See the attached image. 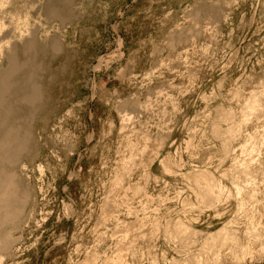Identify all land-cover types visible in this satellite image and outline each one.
I'll return each mask as SVG.
<instances>
[{
	"label": "rangeland",
	"instance_id": "374dc122",
	"mask_svg": "<svg viewBox=\"0 0 264 264\" xmlns=\"http://www.w3.org/2000/svg\"><path fill=\"white\" fill-rule=\"evenodd\" d=\"M64 1L68 2V5H72H69L68 13L62 12L60 15V21L54 20L50 17L46 22L50 37L55 36L59 38V43L63 49L60 48V53L56 51L58 53L57 55L55 54L56 52L46 55L42 60L44 61L45 69L42 77L43 80L45 79L46 85V92L44 95L46 98V106L44 111L36 116V121L32 126L35 141L34 151L29 158L24 160V164L28 168L27 172L25 171L26 176L24 175L23 178L26 179L25 186L28 185L27 187L30 189V194H32L27 209V215H29L28 220L31 221L27 223L28 225H26V227L23 226V231L20 230L14 234V238L21 239L16 240L15 242L16 248L12 251L13 259L11 260L12 257L3 261L0 259V264H84L86 259L88 262L86 261L85 264H108L106 260H110V264H193L194 262L191 258L195 256L198 258L201 257L199 259L201 263L205 257H209L208 259L210 263H208V260H204V264H264V252H262V249L259 251V248L264 246L262 245L264 244V120H262L264 119V111L263 113L261 112L258 117L254 115V118H252L253 116H250L251 120L253 119L252 122L249 120L250 123L248 121H246L248 123L244 122V115L241 116L246 109L243 106L247 107V103H249L248 99H252V97L255 98L254 95L258 94L259 91L260 96L264 95V82H262V80L264 81V0ZM229 1H231L232 8L229 6ZM228 6L231 8V11ZM200 10L201 13H203V10L206 11L201 14ZM191 13H193V15ZM195 13L200 14L197 15ZM205 15H207V17ZM192 16L193 18L195 17V20L192 19ZM196 18L198 19L196 20ZM198 20L202 22L198 23ZM61 22L63 24H61ZM61 25L64 28L61 27ZM208 26L212 27L210 28ZM183 30H186L187 34L182 32ZM191 30L192 32H190ZM57 31L59 33H57ZM182 33H184V35ZM181 34L184 37H181ZM174 35L175 37L177 36L178 39H183L178 40ZM217 35L222 37L219 36V39ZM171 37L173 39H170ZM187 37L188 39H186ZM210 38L213 43L210 41ZM186 40V43L190 40L188 45L184 43ZM174 42V45H180L178 47L177 45L174 46L172 44ZM156 46L158 49L155 48ZM172 47L173 52L172 49H167ZM167 50H170V53ZM160 51H162V53ZM153 54L154 57L152 56ZM157 56L159 58H156ZM133 64L136 66L134 67ZM153 65L156 66L154 67ZM179 67L183 69H179ZM199 69L200 71H198ZM125 73H129L127 77ZM244 77H246V79ZM188 78H190L192 82ZM170 86H172V90ZM248 88L252 89L249 90ZM51 90L54 92H51ZM216 91L220 94L218 92L216 93ZM253 91L257 93L254 92L255 94H253ZM238 93L242 94V97ZM244 93H246V95ZM50 94L52 96H50ZM235 94L236 96L238 95V97H236ZM259 95L256 96L259 97ZM159 96L162 98L160 99ZM169 96L171 98H168ZM234 96L236 97V100H232ZM202 98L205 99V101ZM263 98L264 96L260 99ZM169 99H171V101H169ZM165 100H167L168 104ZM202 100L204 102H202ZM261 101L263 106L264 99ZM169 102H172L171 105L176 104L175 106H171ZM125 103L128 104L126 105ZM136 103L139 105H135ZM149 103L152 106L149 105ZM124 105L127 106V109H125ZM121 106H123V108ZM135 106H137V108L141 106V109H137ZM130 107L133 109L136 108L135 110L137 111L134 110V112ZM176 107L178 108V111ZM204 107L207 108L209 114H207L206 108ZM220 107L223 108V110H221ZM263 108L264 107H262V110ZM123 109L127 111L132 110L133 112L130 111L128 113L132 112L131 115L134 114L136 116L135 119V116L133 115L134 122L130 121L127 123L129 128L127 125L122 124L123 119L122 116L120 117V112L121 110L123 111ZM219 110L222 112L225 111L221 114L222 112ZM227 110H229V112L234 111L232 113L235 114L234 116L236 118L234 117L235 119L233 122L235 121V123H238L239 121L241 125L243 124V126H241L243 133L240 130L241 135L237 133L239 136L237 135L234 138V140L237 138L235 140L236 142L234 140V142L232 141L234 151L230 155L224 154L222 146L224 138L221 137L226 134H223L221 137L219 136L220 138L217 139L218 136L215 137V133L213 132V134L211 132L213 131L211 127H215L216 124L219 125L220 128L222 127L220 130H224V133L227 131L226 129L231 126V122L229 124L225 119V121L223 120L222 116L220 117V115L224 116V114L228 112ZM138 111H141V113ZM240 111L243 113L241 114ZM137 112L139 114L136 115L135 113ZM245 112H249V110L247 111L246 109ZM196 117L203 121H199L200 119L198 120ZM219 118H222L221 121L223 120L224 122H215V120H220ZM201 123L205 125L203 126ZM166 126L169 127L167 128ZM126 127L128 130H126ZM124 128L125 130L123 132ZM194 128L197 131H195ZM167 129L169 130L166 131ZM198 129L200 130L199 133ZM205 129H208V132ZM191 130L192 133L190 132ZM144 132L149 133L146 135ZM193 132H195V136ZM253 133L258 134L254 135ZM167 134L169 138L167 137ZM201 135H204L205 138ZM253 135L257 137L255 140L253 139ZM166 137L169 140L168 142ZM211 137H214L217 141H215L214 138L211 139ZM145 138H149L148 141H143L147 140ZM162 138L165 139L166 142L164 140V142H162ZM188 138H191L189 141L190 143L188 142ZM192 139L194 140V143L192 142ZM250 139H253L254 143L256 141V145L253 142H250L252 141ZM137 140L138 142H136ZM130 141H132L131 143L135 144V146H131L129 143ZM160 141L162 143H160ZM147 142L148 144H144ZM159 143L160 145H158ZM247 143L249 144V147L244 146H248ZM162 144H164V146ZM161 145L162 147H159ZM187 145L194 149H191V147L188 149ZM241 146L242 148L245 147L247 149L244 154L247 158L240 156L243 152H241V150H243L242 148L239 151ZM144 147H146V149H144ZM203 147L204 149H202ZM157 148H159L160 151H157ZM255 148L257 151H253ZM131 149L132 152L130 151ZM134 149H136L138 153L140 152L139 154L137 153L140 157L142 154L143 159H141L142 157L137 159L139 156L135 153L137 151ZM142 149L147 151V154L144 152V155L146 156H143ZM151 150L153 151V156ZM235 150L238 151L235 152ZM217 151H220V154H218ZM195 152L198 154L196 155ZM247 152L251 153L253 157H249L250 154L248 156ZM254 153L258 156L259 161L254 157ZM130 154L131 157L133 155L132 158L130 157ZM147 156L153 159L148 158ZM231 156L233 158L236 157L239 164L235 165ZM248 157L250 159H248ZM135 158L137 159V162L133 163L135 165L132 164V172H130V164L131 162L136 161ZM242 158L247 159V163L249 162L248 160H250V162L252 160L251 164L249 162L247 165H251V169L255 171L251 170V174L253 173V175H251L248 182H245L243 179L245 175L242 177L239 175L244 174V168L242 169V167L246 165L244 164L246 162L243 161ZM139 159L144 161H141V164H138L140 162ZM145 159H147L149 166ZM150 159L151 162H149ZM167 159L170 160H168L169 163ZM124 160H128L127 162H129L130 167L127 166V162V164L124 163ZM253 160H255V162ZM162 161L165 164L162 163L161 165ZM253 162L254 165L252 164ZM142 163H145L144 165L147 167ZM121 164H124L127 167L125 168V166ZM166 164L171 168L170 171L166 172L164 169ZM238 165H240V167ZM241 165L243 166L241 167ZM115 167L117 169L116 171H120L119 173L115 171ZM122 167L124 170H122ZM41 168L43 169L42 173ZM218 168L219 172H217ZM238 168H240V170L242 169L241 172ZM125 170L126 172H124V175H127L126 177L123 176V171ZM195 171H207L216 178L220 183V186L223 187L224 192L227 191L225 192L226 197L229 198L232 196L227 200L223 195L224 199L222 200V203L219 204L222 205L226 202L225 205H218L219 207L214 206L216 208L212 207V209L214 208L215 210H208L210 206L207 207L208 204L206 203L207 206L205 204H203V206H206L207 208L200 206L202 205L201 202H199L200 198L197 196L199 198L197 199L195 194L196 192L198 193L200 189H197L196 184H194L193 174L196 173ZM115 173H117L116 175L118 176L115 177ZM144 173L149 174L145 175ZM190 173H192L191 175L193 176H191ZM216 173H221L222 175L228 173L225 178H230L229 181L223 179L225 175L222 176L220 174L221 176H219V174L217 175ZM119 175H121L120 177L123 176L122 178H125L126 180H130H127V182L125 179L121 180L120 178V180L123 181L122 183L118 179ZM149 177L150 180L148 179ZM238 177L239 179H242L240 181L244 183L243 186H247L246 190L242 191L240 197L237 191L234 192L237 190L234 182H240L239 179H237ZM142 178H144L145 181ZM251 178L253 179L251 180ZM147 179L149 183L146 181ZM113 181L117 182L116 184L118 185L112 184L114 183ZM230 182L233 183L230 184ZM251 182L252 184H250ZM242 183L240 182V184ZM121 184L123 186H121ZM248 184L251 185L252 189L248 187L250 186ZM112 185L116 192L113 190ZM116 186H119V188ZM241 186L242 185H240V187ZM138 187L140 188L139 193L142 191V196L141 193L137 194ZM224 187L227 188V190ZM253 187L254 192L251 193L250 191L253 190ZM120 188H122L121 193ZM125 188L128 189L126 190ZM135 188L137 189V192ZM141 188L143 190H141ZM109 189L111 190L109 191ZM247 190L249 194L247 193ZM111 191L114 194V197L112 194H109ZM130 191L136 192V194L132 192L135 196L130 193ZM228 191L231 193L230 196H228ZM245 191L246 193H243ZM237 193L238 200L235 196ZM109 195H111L113 199L115 198V201L112 197H109L108 201L107 196ZM165 195L168 201L160 199H165ZM254 195L256 198H254ZM145 196H147V198ZM119 197L124 199V201L122 199L120 200ZM110 200L113 201L110 202ZM117 200H120L121 202H118ZM151 200H153L152 203ZM239 200L241 203L237 202ZM251 200L252 202L249 203ZM245 202L247 203L244 205ZM106 203L111 206L109 209L108 206H106ZM115 203L117 206L113 205ZM257 203L261 204L258 205ZM140 204L143 206L146 205V207H142ZM241 204L243 207H240ZM247 204L250 206L248 207ZM252 204L253 206H251ZM114 206H116V208ZM130 206L132 208H130ZM104 209H107V212L106 210L104 211ZM209 209H211V207ZM109 210L111 213H109ZM257 210L259 214L256 212ZM130 211L134 215V218ZM178 212L180 213L178 214ZM181 214L183 216L186 215L183 218ZM105 215L107 217H105ZM135 215H138L139 217ZM253 215H255V218H253ZM100 216L103 217V219L100 218ZM250 216L255 222L252 221L253 219H250ZM190 218H192V220ZM136 219H138L137 222L141 223L139 224L141 227L136 222ZM178 219L179 222L181 221L190 230H193L191 231L192 234H190V237H192L191 235L194 233L192 239L195 241L190 238L189 240L187 237L189 242H187V240L186 242H191V244H193H189V247L186 245V250L185 244L181 243V239L172 235L174 233L172 226L178 222ZM148 220L150 222H148ZM170 220L172 221L171 223ZM230 220L232 223L229 226H233L231 227V231L233 233L238 231L237 235L235 233L237 236V241L235 243H238L236 245L235 243H232L229 247H225L226 249L223 245L221 246V243L218 244L221 246V249L219 246H217L218 248H214L216 250L218 249L217 251H214L215 255L213 250L204 249L203 247L206 237L211 233L215 234L219 232L224 225L226 226L231 222ZM159 221L161 222L159 223L160 226L156 225ZM100 222H102V224ZM258 222H260V224ZM133 223H137V225H133ZM236 223H238V226L235 225ZM129 224H132L134 227ZM252 224L256 225H253V230L254 228H258L256 230L258 232L256 233L258 237H260L258 238L260 240L253 238L252 241L251 236H254L255 231H253V233L248 232V230L251 231ZM127 225L128 227H131V231L129 229L130 227L127 228ZM155 225L156 227H154ZM165 225L168 229H166V231H169L170 236L165 232ZM169 225L170 227H168ZM259 225H261L262 228ZM157 226L162 228L158 230L159 227ZM248 227L250 228L248 229ZM127 230H129L130 233ZM157 230L159 234L156 236L155 234H157ZM97 233L100 234V236ZM127 233L129 236L125 235ZM149 233L154 237L152 238ZM131 234H134V238H131ZM145 235L147 236L145 237ZM195 235H197V237ZM248 235L251 237L250 239ZM139 236H142L140 238L142 241L139 240ZM242 236L244 237L242 238ZM122 237L125 241L121 239ZM136 237H138V241L135 240ZM143 238L145 240L144 242ZM130 240L134 241V244ZM259 241H262L260 246L258 245ZM129 242H131V244ZM128 243L129 245H127ZM132 244L134 246H132L133 249L131 247ZM247 244L252 246V250L254 248L255 252L253 251L251 255H248L243 259L241 258L243 257L241 246ZM255 244L256 247H254ZM237 245L239 251L237 250L238 248H235ZM123 247H125V250H129V254H127V250H123ZM93 248L95 251H93ZM232 249H234V251H232ZM235 249L237 250L238 255L241 256L240 258L243 259L241 260L242 262L233 258L235 254L237 255ZM89 250H91L90 253ZM228 251H230V253ZM122 252L126 253V257H123ZM130 252L132 254L135 253L136 255H134L137 257L135 258ZM218 252H221V257H219L221 259L218 260V258L215 260L216 253ZM253 253L256 254L254 255ZM110 257L113 258L111 259ZM117 257L119 258V261L116 260ZM91 259L93 260L91 261ZM205 261H207V263H205Z\"/></svg>",
	"mask_w": 264,
	"mask_h": 264
},
{
	"label": "bare ground",
	"instance_id": "6f19581e",
	"mask_svg": "<svg viewBox=\"0 0 264 264\" xmlns=\"http://www.w3.org/2000/svg\"><path fill=\"white\" fill-rule=\"evenodd\" d=\"M201 1V0H200ZM211 1V0H210ZM236 1V0H235ZM70 2V1H69ZM72 2H73V0H72ZM230 2V5L229 6H231L232 4H231V1H229ZM234 2V1H233ZM71 3V2H70ZM83 3V2H82ZM92 3V2H91ZM211 3V2H210ZM77 4V3H76ZM200 4V3H199ZM228 4V3H227ZM235 4V3H234ZM69 5H71V4H69ZM68 5V2H66V1H64V0H0V259H1V261H3V260H6L7 258H11V260L13 259V254H12V251H13V249H15L16 247H15V242H16V240H19V239H21V238H14V234L16 233V232H18V231H20V230H22V228H23V226H25L26 227V225H28L27 223L29 222V221H31V220H28V217H29V215H27V209H28V206H29V203H30V198H31V195L32 194H30V189L27 187L28 185H26L25 186V181H26V179H24L23 178V176L25 175L26 176V173H25V171L27 172V166L24 164V160L25 159H27V158H29L31 155H32V153H33V151H34V143H35V141H34V136H33V132H32V126H33V124L35 123V119H36V116H38V115H40L43 111H44V109H45V106H46V98L44 97V95H45V92H46V85H45V79L43 80V77H42V75L44 74V71H45V69H44V61H42L45 57H46V55H48V54H50V53H55L56 51H58V53H60L59 51H61L60 50V48H61V44L59 43V38H57V37H53V36H51L50 37V32L48 31V29H47V26H46V22H47V20L48 19H50V17L52 18V19H54V20H59L60 21V15H61V13L62 12H65V13H68V9H69V6ZM210 5V4H209ZM72 6V5H71ZM75 6V5H74ZM77 6V5H76ZM206 6V5H205ZM226 6V5H225ZM228 6V7H229ZM201 7V6H200ZM222 8V7H221ZM231 8H232V6H231ZM231 8L229 7V9H230V11H231ZM188 9V8H187ZM215 9V8H214ZM199 10V9H198ZM72 11V10H71ZM80 11V10H79ZM197 11V10H196ZM206 11V10H205ZM204 10H203V13L205 12ZM70 12V11H69ZM72 12H74V11H72ZM195 12V11H194ZM77 13V12H76ZM200 13H201V10H200ZM200 13H198V14H200ZM203 13H201V14H203ZM209 13V12H208ZM207 13V14H208ZM72 14V13H71ZM192 15H193V13H191ZM195 14H197V13H195ZM197 14V15H198ZM206 14V13H205ZM64 15V14H63ZM186 15V14H185ZM190 15V14H189ZM88 16V15H87ZM206 17H207V15H205ZM214 16V15H213ZM227 16V15H226ZM230 16V15H229ZM190 17V16H189ZM198 17H200V16H198ZM217 17V16H216ZM188 18V17H187ZM186 18V19H187ZM195 18V17H194ZM193 18V16H192V19H194ZM201 18V17H200ZM210 18V17H209ZM220 18H222V17H220ZM82 19V18H81ZM198 18H196V20H197ZM218 19V18H217ZM225 19V18H224ZM61 20H63V19H61ZM67 20V19H66ZM72 20V19H71ZM195 20V19H194ZM194 20H193V22H194ZM228 20V19H227ZM70 21V20H69ZM190 21V20H189ZM189 21H187V22H189ZM248 21V20H247ZM184 22V21H183ZM198 23H201L202 21H197ZM223 22H224V20H223ZM253 22V21H252ZM196 23V22H195ZM195 23H194V25H195ZM206 23H208V22H206ZM205 23V24H206ZM210 23V22H209ZM214 23V22H213ZM51 24V23H50ZM61 24H63L62 22H61ZM65 24V23H64ZM183 24V23H182ZM211 24H212V21H211ZM216 24V23H215ZM220 24H221V22H220ZM49 25V24H48ZM181 25V24H180ZM179 25V26H180ZM190 25V24H189ZM198 25V24H197ZM201 25V24H200ZM207 25V24H206ZM65 26V25H64ZM183 26H185V25H183ZM193 26V25H192ZM191 26V27H192ZM248 26V25H247ZM61 27H63L62 25H61ZM182 27V26H181ZM205 27V26H204ZM208 27H210V26H208ZM207 27V28H208ZM212 27V26H211ZM210 27V28H211ZM64 28V27H63ZM189 28V27H188ZM214 28V27H213ZM182 29V28H181ZM180 29V30H181ZM193 29V28H192ZM216 29H218V28H216ZM57 30V29H56ZM59 30V29H58ZM205 30H208V29H205ZM211 30V29H210ZM54 31V30H53ZM63 31V30H62ZM176 31V30H175ZM179 31V30H178ZM195 31V30H194ZM198 31V30H197ZM216 31V30H215ZM182 32H184L185 34H187L186 33V30L184 31H182ZM190 32H192V30L190 31ZM53 33V32H52ZM57 33H59L58 31H57ZM65 33H66V31H65ZM179 33V32H178ZM184 33H182L183 35H184ZM197 33V32H196ZM208 33V32H207ZM170 34V33H169ZM180 34V33H179ZM181 34V37L183 36ZM189 34V33H188ZM191 34V33H190ZM204 34V33H203ZM209 34V33H208ZM211 34V33H210ZM55 35V34H54ZM171 35V34H170ZM169 35V36H170ZM192 36V35H191ZM195 36V35H194ZM198 36V35H197ZM209 36V35H208ZM218 36V35H217ZM220 36V35H219ZM218 36V37H219ZM172 37H173V35H172ZM170 38V39H173V38ZM174 37H175V35H174ZM180 37V36H179ZM180 37V38H181ZM184 37V36H183ZM205 37V36H204ZM210 37V36H209ZM217 37V38H218ZM220 37H222V36H220ZM220 37H219V39H220ZM64 38V37H63ZM175 38H177V36L175 37ZM201 38V37H200ZM215 38V37H214ZM216 38V39H217ZM178 39V38H177ZM181 39H183V38H181ZM181 39H178V40H181ZM186 39H188V37L186 38ZM197 39V38H196ZM192 40V39H191ZM193 41V40H192ZM210 41L213 43V41L211 40V38H210ZM217 41V40H216ZM228 41V40H227ZM171 42H173V41H171ZM177 42V41H176ZM187 42V40L184 42V43H186ZM189 42H190V40H189ZM188 42V43H189ZM195 42V41H194ZM65 43V42H64ZM157 43H159V42H157ZM188 43H186V45H188ZM193 43V42H192ZM191 43V44H192ZM229 43V42H228ZM162 44V43H161ZM170 44V43H169ZM173 45L175 44V42L174 43H172ZM182 44V43H181ZM191 44H190V46H191ZM66 45V44H65ZM146 45V44H145ZM165 45V44H164ZM168 45V44H167ZM171 45V44H170ZM172 45V46H173ZM177 45V47L180 45V44H176ZM176 45H174V46H176ZM183 45V44H182ZM220 45V44H219ZM149 46V45H148ZM221 46V45H220ZM63 47V46H62ZM66 47V46H65ZM158 47H160V46H158ZM213 47V46H212ZM215 47H216V45H215ZM214 47V48H215ZM67 48V47H66ZM155 48H157V46L155 47ZM163 48V47H162ZM192 48V47H191ZM61 49H63V48H61ZM158 49V48H157ZM160 49V48H159ZM167 49H172V52H173V47L172 48H167ZM161 50V49H160ZM175 50V49H174ZM67 51V50H66ZM168 51V50H167ZM170 51V50H169ZM168 51V52H169ZM155 52V51H154ZM161 53H162V51H160ZM171 52V53H172ZM201 52V51H200ZM57 52L55 53L56 55L58 54ZM170 53V52H169ZM215 53V52H214ZM216 53H217V51H216ZM215 53V54H216ZM146 54V53H145ZM155 54V53H154ZM154 54L152 55L153 57H154ZM157 54V53H156ZM158 55V54H157ZM204 55V54H203ZM55 56V55H54ZM60 56V55H59ZM65 56V55H64ZM159 56V55H158ZM156 57V58H159V57ZM135 57V56H134ZM133 57V58H134ZM166 57V56H165ZM164 57V58H165ZM168 57V56H167ZM169 58H171V57H169ZM132 59V58H131ZM173 59V58H172ZM133 60H135V59H133ZM144 60V59H143ZM154 60H155V58H154ZM169 60V59H168ZM168 60H166V61H168ZM54 62V61H53ZM132 62V61H131ZM154 62V61H153ZM160 62H161V60H160ZM160 62H159V64H160ZM164 62V61H163ZM233 62V61H232ZM133 63V62H132ZM156 63H158V62H156ZM168 63V62H167ZM179 63V62H178ZM178 65V64H177ZM177 65H175V66H177ZM180 65V64H179ZM238 65V64H237ZM130 66V65H129ZM133 66H134V64H133ZM136 66V65H135ZM134 66V67H135ZM154 66V65H153ZM156 66V65H155ZM154 66V67H155ZM174 67V66H173ZM128 68V67H127ZM157 68V67H156ZM176 68V67H175ZM181 67H179V69H180ZM47 69H49V68H47ZM128 69H130V68H128ZM133 69H135V68H133ZM181 69H183V68H181ZM56 70V69H55ZM175 70V69H174ZM48 71V70H47ZM129 71V70H128ZM134 71V70H133ZM132 71V72H133ZM198 71H200V69L198 70ZM126 72V71H125ZM197 72V71H196ZM201 73V72H200ZM126 74V73H125ZM129 74V73H128ZM128 74H126V77H127V75ZM130 74H131V72H130ZM193 74H194V72H193ZM198 74H199V72H198ZM60 75V74H59ZM195 75H196V73H195ZM46 76V75H45ZM190 76H191V73H190ZM194 76V75H193ZM199 76H200V74H199ZM54 77V76H53ZM245 79H246V77H244ZM263 78V77H262ZM51 79V78H50ZM190 81H191V79L190 78H188ZM244 79V80H245ZM256 79V78H255ZM189 80H187V81H189ZM193 80V79H192ZM250 80V79H249ZM249 80H247V81H249ZM51 81V80H50ZM242 81V80H241ZM183 82V81H182ZM192 82V81H191ZM259 82V81H258ZM262 82H264L263 80H262ZM261 82V83H262ZM47 83H49V82H47ZM185 83V82H184ZM190 83V82H189ZM222 83H224V82H222ZM238 83V82H237ZM49 84H51V83H49ZM183 84V83H182ZM251 84V83H250ZM256 84V83H255ZM259 84V83H258ZM263 84V83H262ZM56 85V84H55ZM221 85H223V84H221ZM254 85V84H253ZM264 85V84H263ZM52 86H53V84H52ZM163 86V85H162ZM188 86V85H187ZM218 86H220V85H218ZM238 86V85H237ZM250 86H252V85H250ZM258 86V85H257ZM50 87V86H49ZM48 87V88H49ZM151 87H153V86H151ZM151 87H149V88H151ZM168 87V86H167ZM171 87V90H172V86H170ZM193 87V86H192ZM234 87V86H233ZM240 87H242V86H240ZM244 87V86H243ZM254 87V86H253ZM259 87V86H258ZM257 87V88H258ZM264 87V86H263ZM148 88V89H149ZM163 88V87H162ZM173 88H174V86H173ZM196 88H197V86H196ZM221 88V87H220ZM255 88V87H254ZM260 88H262V87H260ZM259 88V89H260ZM54 89V88H53ZM161 89V88H160ZM222 89V88H221ZM238 89H239V87H238ZM246 89V88H245ZM249 89V88H248ZM250 89H252V88H250ZM249 89V90H250ZM263 89V88H262ZM48 90V89H47ZM50 90V89H49ZM150 90V89H149ZM229 90V89H228ZM227 90V91H228ZM233 90V89H232ZM243 90V89H242ZM249 90H248V92H249ZM226 91V92H227ZM230 91V90H229ZM229 91H228V93H229ZM244 91V90H243ZM246 91V90H245ZM51 92H54V91H52L51 90ZM143 92V91H142ZM218 91H216V93H217ZM219 92H220V90H219ZM218 92V93H219ZM225 92V93H226ZM255 91H253V94H255V93H257V92H255ZM168 93V92H167ZM167 93H166V95H167ZM187 93V92H186ZM188 93H190V92H188ZM212 93H214V92H212ZM221 93V92H220ZM219 93V94H220ZM236 93V92H235ZM243 93V92H242ZM252 93V92H251ZM251 93H249V94H251ZM259 93H260V91L258 92V94H256V95H259ZM151 94V93H150ZM162 94V93H161ZM241 97H242V94H240V93H238ZM245 95H246V93H244ZM248 94V93H247ZM49 95V94H48ZM154 95V94H153ZM212 95V94H211ZM210 95V96H211ZM229 95H230V93H229ZM232 95H234V94H232ZM256 95H254L255 96V98L254 97H252V99H248L249 100V103H247L248 105H247V107L246 106H243V107H245L246 109H247V111L249 110V112H245L246 111V109H245V111H244V114H242L243 112H241L240 111V113L242 114H239V115H241V116H243V121L244 122H246V121H248L249 123H250V121L249 120H251V117L252 118H254V115L255 116H259V114L262 112L263 113V111H264V108H263V110H262V107H264V105L262 106V101L261 100H263V99H260L262 96H264V95H262V96H260L259 95V97L258 96H256ZM50 96H52L51 94H50ZM134 96V95H133ZM149 96V95H148ZM147 96V97H148ZM162 96V95H161ZM163 96H165V95H163ZM204 96V95H203ZM220 96V95H219ZM235 96H236V94H235ZM234 96V98L232 99V100H236V97H238V95L235 97ZM240 96H239V99H240ZM253 96V95H252ZM131 97V96H130ZM141 97V96H140ZM156 97V96H155ZM160 97V96H159ZM216 97V96H215ZM48 98H50V97H48ZM158 98V97H157ZM162 97H160V99H161ZM167 98V97H166ZM168 98H171L170 96L168 97ZM204 98H205V96H204ZM207 98V97H206ZM218 98V97H217ZM220 98V97H219ZM245 98V97H244ZM243 98V99H244ZM250 98H251V95H250ZM254 98V99H253ZM149 99V98H148ZM203 99V98H202ZM222 99V98H221ZM147 100V99H146ZM168 100V99H167ZM167 100H165L166 101V103H167ZM200 100V99H199ZM204 101H205V99H203ZM202 100V102H204ZM208 100V99H207ZM252 100H253V102H252ZM135 101V100H134ZM140 101V100H139ZM144 101H145V99H144ZM169 101H171V99H169ZM223 101V100H222ZM239 101V100H238ZM237 101V102H238ZM251 101V102H250ZM137 102H138V100H137ZM174 102V101H173ZM211 102V101H210ZM218 102V101H217ZM227 102V101H226ZM230 102H232V101H230ZM241 102V101H240ZM244 102V101H243ZM246 102V101H245ZM49 103V102H48ZM122 103V102H121ZM144 103V102H143ZM152 103V102H151ZM165 103V102H164ZM170 103V102H169ZM172 103V102H171ZM171 103H170V105H171ZM179 103V102H178ZM233 103V102H232ZM239 103V102H238ZM126 104V103H125ZM128 104V103H127ZM126 104V105H127ZM132 104V103H131ZM130 104V105H131ZM153 104V103H152ZM168 104V103H167ZM176 104V103H175ZM175 104H172V105H174L175 106ZM205 104H206V102H205ZM216 104V103H215ZM263 104H264V102H263ZM79 105V104H78ZM135 105H139L138 103H136ZM144 105H145V103H144ZM149 105H151L150 103H149ZM171 105V106H172ZM178 105V104H177ZM137 106H135L136 108H137ZM148 106V105H147ZM152 106V105H151ZM150 106V107H151ZM206 106V105H205ZM74 107V106H73ZM122 108H123V106H121ZM124 107H125V109H127L126 107L127 106H125L124 105ZM129 107V106H128ZM146 107V106H145ZM232 107V106H231ZM233 107H235V106H233ZM121 108V109H122ZM130 108H132V107H130ZM133 108H134V105H133ZM132 108V109H133ZM135 108V109H136ZM141 109V106L140 107H138L137 109ZM144 108V107H143ZM153 108V107H152ZM151 108V109H152ZM173 108V107H172ZM177 108V107H176ZM181 108V107H180ZM204 108H206V107H204ZM218 108V107H217ZM221 108V107H220ZM240 108V107H239ZM135 109H133V111L135 110ZM145 109V108H144ZM243 109V108H242ZM129 110V109H128ZM181 110V109H180ZM179 110V111H180ZM202 110V109H201ZM205 110V109H204ZM203 110V111H204ZM221 110H223V108H221ZM221 110H219L220 112H222ZM240 110V109H239ZM130 111H132V110H130ZM130 111H127V110H124L123 109V111L121 110V112H120V117L122 116V124H124V125H127V123L128 122H134L133 121V115H131V113L133 112H131V113H128V112H130ZM135 111H137V110H135ZM134 111V112H135ZM142 111V110H141ZM141 111H138L139 113H141ZM145 111V110H144ZM173 111H175V110H173ZM177 111H178V108H177ZM206 111H207V108H206ZM217 111V110H216ZM218 111V112H219ZM225 111V110H224ZM223 111V112H224ZM228 112H226V114H224V116L223 115H220V117L222 116L223 117V120L225 119L227 122H229V124H230V122H231V126L228 128V129H226L227 131L224 133L223 131L224 130H220L221 128H220V126L219 125H215V127H211V125H210V127L212 128V130L213 131H211L214 135H215V137H217V139H219L223 134H226L225 136L223 135L221 138H224V140H223V144H222V146H223V151H224V154L225 155H230L233 151H234V148H233V145H232V141L234 140V138L239 134V135H241V132H242V128H241V126H243V124L241 125L240 124V122L238 121V123H235V121L233 122V120L236 118L234 115L235 114H233L232 112H234V111H230L229 112V110H227ZM237 111V110H236ZM135 113L136 115L137 114H139V113ZM170 112V111H169ZM205 112V111H204ZM203 112V113H204ZM223 112L221 113V114H223ZM143 113V112H142ZM171 113V112H170ZM175 113V112H174ZM237 113V112H236ZM176 114V113H175ZM206 114V113H205ZM207 114H209L208 113V111H207ZM216 114V113H215ZM218 114V113H217ZM143 115V114H142ZM151 115V114H150ZM174 115V114H173ZM212 115V114H211ZM135 116V115H134ZM170 116H171V114H170ZM200 116H201V114H200ZM199 116V117H200ZM203 116V115H202ZM251 116V117H250ZM260 116H263V115H260ZM41 117V116H40ZM138 117V116H137ZM140 117V116H139ZM142 117V116H141ZM206 117H207V115H206ZM205 117V118H206ZM235 117V118H234ZM244 117H245V119H244ZM64 118V117H63ZM209 118V117H208ZM215 118H216V116H215ZM250 118V119H249ZM260 118V117H259ZM264 118V117H263ZM135 119H136V116H135ZM134 119V120H135ZM196 119H198L197 117H196ZM200 119V118H199ZM198 119V120H199ZM218 119V118H217ZM220 119V118H219ZM222 119V118H221ZM221 119L220 120H215V122H217V121H220V122H224L223 120L221 121ZM202 119H200L199 121H201ZM237 120V119H236ZM253 120V119H252ZM252 120H251V122H252ZM260 120V119H259ZM262 120H264V119H262ZM203 121V120H202ZM204 122H206V121H204ZM237 122V121H236ZM242 122V121H241ZM248 122H246V123H248ZM263 122V121H262ZM194 123V122H193ZM210 123V122H209ZM236 125H235V124ZM261 123V122H260ZM59 124V123H58ZM121 124V125H122ZM202 125H203V123H201ZM212 124V123H211ZM214 124V123H213ZM220 124V123H219ZM222 124H224V123H222ZM113 125V124H112ZM111 125V126H112ZM131 125H132V123H131ZM205 125V124H204ZM203 125V126H204ZM207 125V124H206ZM144 126V125H143ZM202 126V127H203ZM213 126V125H212ZM227 126H228V124H227ZM114 127V126H113ZM112 127V128H113ZM127 127L129 128V125H127ZM126 127V130H128V128ZM141 127V126H140ZM167 128L169 127V126H166ZM198 127V126H197ZM207 127V126H206ZM205 127V128H206ZM209 127V128H210ZM241 129H240V128ZM248 127V126H247ZM123 128V127H122ZM143 128V127H142ZM246 128V127H245ZM244 128V129H245ZM124 130H125V128L123 129V132H124ZM159 130H161V129H159ZM169 129H167L166 131H168ZM188 130H189V128H188ZM194 130H195V128H194ZM193 130V131H194ZM199 130V129H198ZM202 130V129H201ZM206 130V129H205ZM208 130V129H207ZM206 130V131H207ZM240 130H241V132H240ZM122 131V130H121ZM143 131V130H142ZM148 131V130H147ZM146 131V132H147ZM171 131V130H170ZM195 131H197V130H195ZM210 131V130H209ZM157 132V131H156ZM163 132V131H162ZM189 132V131H188ZM191 133H192V130L190 131ZM200 132V130L198 131V133ZM208 132V131H207ZM206 132V133H207ZM240 132V133H239ZM248 132V131H247ZM35 133V132H34ZM122 133V132H121ZM143 133V132H142ZM145 133V132H144ZM149 133V132H148ZM148 133H145L146 135H148ZM159 133V132H158ZM168 133H170V132H168ZM203 133H205V132H203ZM238 133V134H237ZM243 133V132H242ZM245 133V132H244ZM255 133V132H254ZM253 133V134H254ZM126 134V133H125ZM139 134V133H138ZM141 134V133H140ZM152 134H153V132H152ZM170 134H172V133H170ZM189 134V133H188ZM193 134H194V136H195V132H193ZM212 134V135H213ZM256 134H258V133H256ZM256 134H254V135H256ZM134 135V134H133ZM141 135H144V134H141ZM190 135V134H189ZM188 135V136H189ZM200 135V134H199ZM238 135V136H239ZM248 135H249V133H248ZM253 135V136H254ZM140 136V135H139ZM145 136V135H144ZM157 136V135H156ZM171 136V135H170ZM202 136V135H201ZM200 136V137H201ZM209 136V135H208ZM220 136V137H219ZM247 136V135H246ZM252 136V135H251ZM251 136H249V137H251ZM127 137V136H126ZM147 137V136H146ZM159 137V136H158ZM161 137H163V136H161ZM167 137L169 138V136H168V134H167ZM166 137V139H167V142L169 141L168 140V138ZM190 137V136H189ZM191 137H192V135H191ZM199 137V138H200ZM202 137H204V135L202 136ZM248 137V138H249ZM139 138V137H138ZM150 138V137H149ZM148 138V139H149ZM155 138V137H154ZM194 138V137H193ZM205 138V137H204ZM207 138V137H206ZM210 138V137H209ZM214 138V137H213ZM212 137H211V139H213ZM244 138H245V136H244ZM255 138H257V137H253V139L255 140ZM127 139V138H126ZM131 139V138H130ZM145 139H147V138H145ZM148 139L147 140H143V141H148ZM156 139H157V137H156ZM160 139V138H159ZM189 139V138H188ZM191 139V138H190ZM190 139L188 140V142L190 141ZM203 139V138H202ZM237 139V138H236ZM235 139V140H236ZM240 139V138H239ZM253 139H250V140H252V141H250V142H253L254 143V141H253ZM39 140V139H38ZM140 140V139H139ZM153 140V139H152ZM166 142V140L165 139H163L162 138V142H164V141ZM206 140V139H205ZM204 140V141H205ZM214 140H215V138H214ZM234 140V141H235ZM249 140V139H248ZM46 141V140H45ZM141 141V140H140ZM139 141V142H140ZM150 141H151V139H150ZM150 141H149V143H150ZM154 141V140H153ZM160 141V143H162ZM203 141V140H202ZM215 141H217V140H215ZM233 141V142H234ZM239 141V140H238ZM260 141H262V140H260ZM132 141H130L129 143H130V145L131 146H135V144H132L131 143ZM136 142H138V140L136 141ZM152 142V141H151ZM187 142V143H188ZM192 142L194 143V140L192 139ZM197 142H198V140H197ZM236 142V141H235ZM244 142V141H243ZM118 143V142H117ZM153 143H156V142H153ZM160 143L158 144V145H160ZM172 143V142H171ZM190 143V142H189ZM200 143V142H199ZM210 143V142H209ZM242 143V142H241ZM255 143H256V141H255ZM254 143V144H255ZM257 143H259V142H257ZM51 144V143H50ZM137 144V143H136ZM144 144H148V142L147 143H144ZM170 144V143H169ZM213 144V143H212ZM246 144V143H245ZM248 144V143H247ZM252 144V143H251ZM250 144V145H251ZM254 144H253V146H254ZM263 144V143H262ZM40 145V144H39ZM158 145H157V147H158ZM163 146H164V144H162ZM162 145L161 146H159V147H162ZM220 145V144H219ZM256 145V144H255ZM68 146V145H67ZM138 146V145H137ZM140 146V145H139ZM149 146H151V145H149ZM193 146V145H192ZM207 146H209V145H207ZM211 146V145H210ZM244 146H246V147H249V144H248V146L247 145H244ZM252 146V147H253ZM126 147V146H125ZM147 147V146H146ZM146 147H144V149H146ZM153 147H154V149H155V146H154V144H153ZM152 147V148H153ZM187 147H188V145H187ZM189 147H191V146H189ZM189 147H188V149H189ZM199 147V146H198ZM198 147H195V148H198ZM206 147V146H205ZM237 147V146H236ZM70 148V147H69ZM122 148V147H121ZM131 148V147H130ZM130 148H128V149H130ZM136 148V147H135ZM140 148V147H139ZM143 148V147H142ZM164 148V147H163ZM211 148V147H210ZM221 148V147H220ZM241 148H242V146L240 147V149H239V151L241 150ZM254 148V147H253ZM252 148V149H253ZM258 148V147H257ZM125 149V148H124ZM133 149V148H132ZM132 149L130 150L131 152H132ZM138 149V148H137ZM161 149V148H160ZM167 149V148H166ZM191 149H194V148H192L191 147ZM202 149H204V147L202 148ZM201 149V150H202ZM209 149V148H208ZM207 149V150H208ZM243 150H241V155L240 156H244V154L246 153L245 151L247 150L245 147L244 148H242ZM249 149V148H248ZM251 149V150H252ZM256 149V148H255ZM253 150V151H257V149L256 150ZM263 149V148H262ZM134 150H136V149H134ZM143 150V149H142ZM141 150V151H142ZM148 150V149H147ZM161 150H163V149H161ZM199 150V149H198ZM197 150V151H198ZM259 150V149H258ZM137 151V150H136ZM149 151V150H148ZM155 151H156V149H155ZM154 151V152H155ZM157 151H160L159 150V148H157ZM222 151V150H221ZM238 150H235V152H237ZM124 152V151H123ZM134 152V151H133ZM143 152V156H146V155H144V152L146 153L147 151L145 150H143L142 151ZM202 152V151H201ZM218 152V151H217ZM220 152V151H219ZM218 152V154H220ZM252 152V151H251ZM124 153H126V152H124ZM136 154L138 153V151L137 152H135ZM140 153V152H139ZM138 153V154H139ZM153 153V151L151 150V154ZM191 153H193V152H191ZM198 153H199V151H198ZM197 153V154H198ZM223 153V152H222ZM239 153V152H238ZM248 153V152H247ZM121 154V153H120ZM137 154V155H138ZM147 154V153H146ZM150 154V153H149ZM156 154H158V153H156ZM195 154H196V152H195ZM196 154V155H197ZM249 154H250V156H249ZM252 154H253V152H252ZM252 154L251 153H248V156L249 157H253L252 156ZM193 155V154H192ZM216 155V154H215ZM239 155V154H238ZM254 157L255 158H257V160H258V156L256 155V153H254ZM123 156H124V154H123ZM123 156H122V158H123ZM139 156V155H138ZM150 156V155H149ZM149 156H147L148 158H151V157H149ZM152 156H153V154H152ZM154 156H155V154H154ZM220 156V155H219ZM257 156V157H256ZM126 157V156H125ZM130 157H131V154H130ZM132 157H133V155H132ZM131 157V158H132ZM135 157H136V155H135ZM141 157H142V154H141ZM140 156L139 157H137V159L138 158H141ZM147 157H145V158H147ZM218 157V156H217ZM232 157V156H231ZM238 157V156H237ZM246 156H244V158H245ZM248 157V159H250ZM130 158V159H131ZM155 158H156V156H155ZM154 158V159H155ZM233 158V157H232ZM239 158V157H238ZM244 158H242L243 159V161H247V159H244ZM247 158V157H246ZM254 158V159H255ZM136 159V158H135ZM134 159V160H135ZM137 159H136V161H133V162H131V170H130V172H132V164L134 163V162H137ZM141 159H143V157L141 158ZM151 159H153V158H151ZM151 159H150V161L149 162H151ZM241 159V160H242ZM251 159H253V158H251ZM120 160V159H119ZM126 160V159H125ZM124 160V163H126L127 161H125ZM140 160V159H139ZM149 160V159H148ZM169 159H167V161H168ZM232 160V159H231ZM230 160V161H231ZM239 160V159H238ZM256 160V161H257ZM60 161V160H59ZM120 161H122V160H120ZM131 161V160H130ZM141 161L142 160H140V162L138 163V164H141ZM144 161V160H143ZM142 161V162H143ZM145 161L147 162V159H145ZM170 161V160H169ZM169 161H168V163H169ZM233 162H235V165L236 164H239L238 162H237V159H236V157L235 158H233V160H232ZM249 162H250V160H248ZM254 162H255V160H253ZM259 161V160H258ZM123 162V161H122ZM240 162V161H239ZM249 162L247 163H244V164H246V165H241V167H242V169H243V172H244V174H239V175H241V177L242 176H244L245 175V177L243 178L244 180H245V182H248L249 181V178L251 177V175H253V173L251 174V170H253V169H251L252 168V166L251 165H247V164H249ZM251 162H252V160H251ZM251 162H250V164H251ZM254 162L252 163L253 165H254ZM120 163V162H119ZM128 163V165L127 166H129L130 167V165H129V162H127ZM126 163V164H127ZM162 163H164L163 161L161 162V165H162ZM232 163V162H231ZM143 164V163H142ZM145 164V163H144ZM143 164V165H144ZM165 164V163H164ZM230 164V163H229ZM121 165H123V166H125L124 164H121ZM133 165H135V164H133ZM147 165H148V162H147ZM160 165V166H161ZM171 165V164H170ZM118 166V165H117ZM127 166H125V168L127 167ZM140 166V165H139ZM145 166V165H144ZM143 166V167H144ZM149 166V165H148ZM239 167H240V165H238ZM104 167V166H103ZM129 167H128V170H129ZM145 167H147V166H145ZM144 167V168H145ZM163 167V166H162ZM254 167V166H253ZM43 168V167H42ZM41 168V173L43 172V169ZM142 168V167H141ZM144 168H143V170H144ZM164 168V167H163ZM217 168V167H216ZM256 168V167H255ZM119 169H121V168H119ZM140 169V168H139ZM148 169V168H147ZM165 170H166V172L167 171H170L171 170V168L169 167V165L168 164H166V166H165V168H164ZM200 169V168H199ZM222 169H224V168H222ZM229 169H230V167H229ZM239 170H240V168H238ZM241 169V170H242ZM117 169H116V167H115V171H116ZM122 170H124L123 169V167H122ZM121 170V171H122ZM127 170V169H126ZM126 170L125 171H123V176H125L124 175V172H126ZM127 170V171H128ZM134 170V169H133ZM142 170V171H143ZM218 170V171H217ZM216 171L217 172H219V168L217 169ZM227 170V169H226ZM241 170H240V172H241ZM39 171V170H38ZM114 171V172H115ZM141 171V172H142ZM145 171V170H144ZM143 171V172H144ZM229 171V170H228ZM232 171V170H231ZM236 171V170H235ZM254 171V170H253ZM116 172H118V171H116ZM120 172V171H119ZM118 172V173H119ZM129 172V171H128ZM129 172V173H130ZM150 172V171H149ZM196 172V171H195ZM237 172H239V171H237ZM236 172V173H237ZM242 172V173H243ZM255 172V171H254ZM146 173V172H145ZM144 173V174H145ZM229 173V172H228ZM227 173V174H228ZM232 173V172H231ZM117 173H115V177L116 176H118V175H116ZM122 174V173H121ZM126 174V173H125ZM142 174V173H141ZM147 174H149V173H147ZM147 174H145V175H147ZM192 173H190V175H191ZM217 174V173H216ZM215 174V175H216ZM219 174V176H221L222 174L221 173H218ZM217 174V175H218ZM221 174V175H220ZM227 174H223L222 176H224V180H228L229 181V179H228V177H227V179L225 178L226 177V175ZM238 174V173H237ZM143 175V174H142ZM189 175V176H190ZM194 175V176H193ZM193 175H191V176H193L194 177V184H196V188L198 189V188H200L199 189V191H198V193L196 192L195 194H196V197L197 196H199V198H200V200H199V202H201V204L202 205H200V206H203V204H208V206L207 207H211V209H209L208 208V210H215L214 208H216V207H214V206H218V205H220L219 203H222V200L224 199L223 198V195L226 197V195H225V192H227V191H225L224 192V190H223V187H221L220 186V183L216 180V178L214 177V176H212L211 174H209L207 171L206 172H203V171H198V172H196V173H194ZM231 175V174H230ZM121 175H119V180H120V178H121V180H123V179H125V178H122V177H120ZM127 176V175H126ZM125 176V177H126ZM130 176H131V174H130ZM148 176H150V175H148ZM153 176V175H152ZM234 176H235V172H234ZM255 176V175H254ZM253 176V177H254ZM114 177V178H115ZM128 177H129V175H128ZM144 177V176H143ZM218 177V176H217ZM232 177H233V174H232ZM113 178V179H114ZM116 178V179H117ZM130 178V177H129ZM146 178H147V176H146ZM192 178V177H191ZM221 178V179H222ZM236 178V177H235ZM246 178V179H245ZM112 179V180H113ZM142 179H144V178H142ZM149 180H150V177L148 178ZM148 179L146 180V181H148ZM155 179V178H154ZM237 179H239V177L237 178ZM253 178H251V180H252ZM120 180V182H122L123 183V181H121ZM126 180V179H125ZM125 180H124V182H125ZM128 181L130 180V179H127ZM126 180V181H127ZM157 180V179H156ZM232 180V179H231ZM240 180H242V179H239V181ZM247 180V181H246ZM116 181V180H115ZM115 181H113L114 183H112V184H114V185H118V184H116L117 182H115ZM127 181V182H128ZM144 181H145V179H144ZM153 181H155V180H153ZM236 181V180H235ZM120 182L118 181V183L120 184ZM143 182V181H142ZM158 182V181H157ZM221 182V181H220ZM241 183H242V181H240ZM240 182H234V184L236 185V189L237 190H235L234 192H238L239 193V197L241 196V194H242V191H244V190H246V187H244L243 185H244V183H242V184H240ZM130 183V182H129ZM137 183H139V182H137ZM148 183H149V181H148ZM233 182H230V184H232ZM237 183H239L240 185H242L241 187H240V185L239 184H237ZM254 183V182H253ZM131 184V183H130ZM130 184H128V185H130ZM133 184V183H132ZM140 184V183H139ZM138 184V185H139ZM145 184V183H144ZM193 184V185H194ZM233 184V185H234ZM250 184H252V182L250 183ZM250 184H248V185H250ZM256 184V183H255ZM124 185H125V183H124ZM224 185V184H223ZM232 185V186H233ZM245 185H247V184H245ZM120 186V185H119ZM119 186H116V187H118L119 188ZM121 186H123L122 184H121ZM133 186V185H132ZM131 186V187H132ZM134 186H135V184H134ZM112 187H113V190H114V186L112 185ZM130 187V186H129ZM136 187V186H135ZM248 187H250L251 188V185L250 186H248ZM110 188V187H109ZM118 188H116V189H118ZM139 188V187H138ZM165 188H166V186H165ZM225 188V187H224ZM235 188V187H234ZM245 188V189H244ZM120 189H121V191H120ZM119 189V191H120V193L122 192V188H120ZM126 189V188H125ZM128 189V188H127ZM126 189V190H127ZM226 190H227V188H225ZM248 189V188H247ZM252 189V188H251ZM259 189V188H258ZM111 189H109V191H110ZM112 190V191H113ZM125 190V191H126ZM129 190H130V188H129ZM128 190V191H129ZM132 190H134V189H132ZM135 190H136V192H137V189L135 188ZM139 190H140V188L138 189V193L137 194H140L142 191H140V193H139ZM141 190H143L142 188H141ZM257 190V189H256ZM255 190V191H256ZM112 191H111V193H109V194H112V196L114 197V194L112 193ZM115 191V190H114ZM128 191H127V193H128ZM40 192V191H39ZM106 192V191H105ZM116 192V191H115ZM118 192V191H117ZM132 192H134V191H132ZM131 191H130V193H132ZM136 192H134L135 194H136ZM229 192V195L228 196H230L231 195V193H230V191H228ZM251 193L252 192H254V187H253V190L252 191H250ZM259 192V191H258ZM126 193V192H125ZM145 193H146V190H145ZM238 193L235 195L236 196V198H237V200L239 199L238 198ZM243 193H246V191L245 192H243ZM247 193H248V190H247ZM257 193V192H256ZM256 193H255V195H256ZM116 194V193H115ZM119 194V193H118ZM133 194V193H132ZM135 194H133L134 196H135ZM235 194V193H234ZM249 194V193H248ZM117 195V194H116ZM126 195V194H125ZM244 195V194H243ZM250 195H252V194H250ZM254 195V196H255ZM111 195H109V196H107L108 198V201H109V197H112ZM127 196V195H126ZM134 196H133V198H134ZM138 196V195H137ZM136 196V197H137ZM141 196H142V193H141ZM257 196V195H256ZM256 196L254 197V198H256ZM113 197H112V199H113ZM128 197V196H127ZM126 197V198H127ZM144 197V196H143ZM146 198H147V196H145ZM151 197V196H150ZM162 197V196H161ZM167 197H168V195H167ZM230 197H232V196H230ZM229 197V198H230ZM245 197V196H244ZM251 197V196H250ZM117 198V197H116ZM120 198V200L122 199L121 197H119ZM118 198V199H119ZM169 198V197H168ZM198 197H197V199H199ZM227 198V200H229V198L228 197H226ZM249 198V197H248ZM115 199V198H114ZM113 199V200H114ZM135 199V198H134ZM161 200H167L168 201V199H166V195H165V199H162V198H160ZM250 199V198H249ZM248 199V200H249ZM105 200V199H104ZM112 200V201H113ZM118 201V202H121V201ZM123 201H124V199H122ZM129 200V199H128ZM226 200V199H225ZM241 200V199H240ZM240 200L239 201H237V202H240ZM243 200V199H242ZM107 201V200H106ZM105 201V202H106ZM107 201V202H108ZM111 200H110V202H112ZM115 201V200H114ZM117 201H116V203H117ZM127 201V200H126ZM132 201V200H131ZM254 201V200H253ZM258 201V200H257ZM144 202V201H143ZM146 202H147V200H146ZM148 202H150V201H148ZM153 202V200H151V203ZM162 202V201H161ZM166 202V201H165ZM229 202V201H228ZM244 202V201H243ZM248 202V201H247ZM247 202H245L244 203V205L247 203ZM252 202V200L249 202V203H251ZM256 202V201H255ZM263 202V201H262ZM109 203V202H108ZM114 203V202H113ZM116 203L115 204H113V205H116ZM150 203V204H151ZM225 203L226 202H224L222 205H225ZM241 203V202H240ZM254 203V202H253ZM35 204V203H34ZM107 204V203H106ZM105 204V205H106ZM120 204H122V203H120ZM124 204V203H123ZM144 204H146V203H144ZM148 204V203H147ZM167 204V203H166ZM165 204V205H166ZM258 204V203H257ZM261 203H259L258 205H260ZM263 204V203H262ZM104 205V206H105ZM111 205V204H110ZM130 205H131V203H130ZM222 205H220V206H222ZM248 205V204H247ZM106 206H108V209L111 207V206H109L108 204L106 205ZM117 206V205H116ZM116 206H114L115 208H116ZM119 206V205H118ZM132 206V205H131ZM130 206V208H132ZM140 206H142V207H146V205H142V204H140ZM206 206H203L204 208H207ZM250 205H248V207H249ZM251 206H253V204L251 205ZM113 207V208H114ZM141 207V208H142ZM212 207H214L213 209H212ZM219 207V206H218ZM240 207H243V205L241 204L240 205ZM240 207H239V209H240ZM255 207V206H254ZM261 207V206H260ZM67 208L69 209V207L67 206ZM105 208V207H104ZM107 208V207H106ZM262 208V207H261ZM112 209V208H111ZM200 209H201V207H200ZM246 209V208H245ZM252 209V208H251ZM70 210H71V208H70ZM103 210V209H102ZM106 210V212H107V209H104V211ZM128 210H129V208H128ZM148 210V209H147ZM249 210V209H248ZM254 210H255V208H254ZM44 211V210H43ZM72 211V210H71ZM135 211H136V209H135ZM141 211V210H140ZM139 211V212H140ZM143 211L145 212V210L143 209ZM199 211H201V210H199ZM257 213H258V210L256 211ZM103 213V212H102ZM101 213V214H102ZM109 213H111L110 212V210H109ZM130 213H131V211H130ZM180 212H178V214H179ZM245 213V212H244ZM251 213H253V212H251ZM132 214V213H131ZM135 214V213H134ZM144 214V213H143ZM184 214V213H183ZM229 214V213H228ZM259 214V213H258ZM72 215V214H71ZM74 215V214H73ZM133 215V214H132ZM139 215V214H138ZM138 215H135V216H138ZM147 215V214H146ZM177 215V214H176ZM176 215H175V217H176ZM182 215V214H181ZM186 215V214H185ZM184 215V216H185ZM231 215H233V214H231ZM246 215V214H245ZM31 216V215H30ZM102 216V215H101ZM100 216V218H102L103 219V217H101ZM148 216H150V215H148ZM183 216V215H182ZM184 216H183V218H184ZM227 216V215H226ZM252 216V215H251ZM251 216H250V219H251ZM261 216V215H260ZM68 217H69V215H68ZM105 217H107L106 215H105ZM139 217V216H138ZM92 218V217H91ZM133 218H134V215H133ZM146 218V217H145ZM253 218H255V215H253ZM252 218V219H253ZM258 218H259V216H258ZM257 218V219H258ZM33 219V218H32ZM69 219V218H68ZM141 219V218H140ZM140 219H139V221H140ZM143 219V218H142ZM155 219V218H154ZM153 219V220H154ZM185 219H188V218H185ZM191 220H192V218H190ZM249 219V220H250ZM251 219V220H252ZM35 220V219H34ZM92 220V219H91ZM248 220V221H249ZM104 221V220H103ZM138 221V219H136V222ZM150 221H151V217H150ZM149 220H148V222H150ZM178 221V222H177ZM175 223L176 224H174L173 226H172V230H173V236H176V237H178L179 239H181V243H183V244H185V250H186V245L189 247L190 245H192L191 244V242L190 243H187V242H189L188 240H187V237H188V239L190 238V239H192L194 236V233H193V235H191L192 237H190V234H192L191 233V231H193V230H190L184 223H182L181 221L179 222V219L177 220ZM194 221H196V220H194ZM193 221V222H194ZM231 221V220H230ZM229 221V222H230ZM253 222H255V220L253 219L252 220ZM132 222V221H131ZM141 222V221H140ZM172 221L170 220V223H171ZM185 222V221H184ZM247 222V221H246ZM260 222H261V219H260ZM260 222H258L259 224H260ZM45 223V222H44ZM101 224H102V222H100ZM104 223V222H103ZM138 223V225L139 224H141V223H139V222H137ZM137 223H135L136 225H137ZM144 223V222H143ZM152 223V222H151ZM154 223V222H153ZM159 223H161L160 221L156 224V225H159L160 226V224ZM166 223H167V221H166ZM166 223H164V224H166ZM169 223V222H168ZM232 223V221L229 223V224H227L226 226L224 225L223 226V228L222 229H220V231L219 232H217V233H211V234H209L208 235V237H206V240L204 241L205 242V244H204V249H207V250H213V252L216 250V249H214V248H218L217 246H219L218 244H220L221 243V246L223 245L224 246V248L225 247H229L230 246V244H232V243H235L236 241H237V232H235L236 233V235H235V233H233L232 231H231V227H233V226H229L230 224ZM235 223V222H234ZM251 223V222H250ZM249 223V225L251 226V224ZM257 223V222H256ZM134 223H133V225H135ZM148 224V223H147ZM238 223H236L235 225H237ZM100 225V224H99ZM130 226L132 225V224H129ZM132 225V226H133ZM149 225V224H148ZM156 225L154 226V227H156ZM166 225H168V224H166ZM166 225H165V227H166ZM171 225V224H170ZM170 225L168 226V227H170ZM188 225H190V224H188ZM232 225H234V224H232ZM234 225V227H236ZM253 225H255V224H252V229H251V231H249L248 230V232L249 233H253V231H255V234H254V236L252 235V234H249V235H252L251 237H252V241H253V238H255V239H258V238H260V237H258V235H257V233L256 232H258V231H256L257 229L256 228H254V230H253ZM261 225H262V223H261ZM261 225H259L260 227H261ZM121 226H123V225H121ZM120 226V227H121ZM129 226V227H130ZM140 226V225H139ZM150 226H152V225H150ZM159 226H157V227H159ZM162 226V225H161ZM191 226V225H190ZM238 226V225H237ZM256 226V225H255ZM254 226V227H255ZM100 227V226H99ZM119 227V228H120ZM128 227V225H127V228H129ZM134 227V226H133ZM141 227V226H140ZM164 227V228H165ZM160 228H162V227H159L158 228V230L160 229ZM250 227H248V229H249ZM262 228V227H261ZM96 229V228H95ZM124 229H125V227H124ZM123 229V230H124ZM130 229V231H131V227L129 228ZM151 229V228H150ZM155 229V228H154ZM157 229V228H156ZM166 229H167V227L165 228V232L170 236V234H169V231H166ZM235 229V228H234ZM238 229H240V228H238ZM120 230V229H119ZM158 230H157V234H155L154 232V234L157 236L158 234H159V232H158ZM168 230V229H167ZM170 230V229H169ZM246 230H247V228H246ZM23 231V230H22ZM121 231H122V229H121ZM127 231H129V230H127ZM130 231H129V233H130ZM133 231V230H132ZM150 231V230H149ZM241 231V230H240ZM95 232V231H94ZM96 232H98V231H96ZM125 232V231H124ZM155 232H156V230H155ZM195 232V231H194ZM93 233V232H92ZM121 233V232H120ZM132 233V232H131ZM247 233V232H246ZM94 234V233H93ZM98 234V233H97ZM150 234V233H149ZM240 234V233H239ZM99 236H100V234H98ZM125 235H128V233L127 234H125ZM132 235V234H131ZM130 235V236H131ZM134 235V234H133ZM133 235L131 236V238H134L133 237ZM140 235H141V232H140ZM198 235H199V233H198ZM248 235V237H249V239L251 238L250 236ZM98 236V237H99ZM129 236V235H128ZM144 236V235H143ZM147 235H145V237H146ZM149 236V235H148ZM150 236H151V234H150ZM196 237H197V235H195ZM202 236V235H201ZM245 236H246V234H245ZM142 237V236H141ZM140 236H139V240H140V238H141ZM152 238L154 237V236H151ZM244 236H242V238H243ZM262 237V236H261ZM97 238V237H96ZM127 238V237H126ZM138 237H136V239L135 240H137L138 241V239H137ZM186 238V239H185ZM123 241H125L124 239H123V237L121 238ZM129 239V238H128ZM127 239V240H128ZM189 239V240H190ZM239 239V238H238ZM126 240V241H127ZM133 240V239H132ZM185 240V241H184ZM186 240H187V242H186ZM193 240V239H192ZM191 240V241H192ZM258 240H260V239H258ZM121 241V240H120ZM131 241V240H130ZM140 241H142V240H140ZM145 240H144V238H143V242H144ZM183 241V242H182ZM193 241H195V240H193ZM192 241V242H193ZM239 241V240H238ZM250 241V240H249ZM248 241V242H249ZM251 241V242H252ZM133 244H134V241H131ZM131 242H129L130 244H131ZM136 242V241H135ZM142 242V243H143ZM152 242V241H151ZM187 244H186V243ZM203 242V243H204ZM121 243V242H120ZM129 243L127 244V245H129ZM138 243V242H137ZM238 243V242H237ZM237 243H235V245L237 244ZM259 243V244H258ZM257 244L260 246L261 244L260 243H262V241L260 242H258ZM96 244V243H95ZM121 244H123V243H121ZM126 244V243H125ZM133 244L131 245V247L133 246ZM136 244V243H135ZM146 244V243H145ZM190 244V245H189ZM244 244V243H243ZM246 244V243H245ZM235 245H232V246H235ZM250 245H251V243H250ZM249 244H247V245H242L241 246V251H242V256L243 257H241V256H239L238 255V252H237V250L239 251V248H238V245H237V247H235L236 249V253H237V255L235 254V256L233 257L234 259L236 258L237 260H243L246 256H248V255H251L252 254V252L254 251L255 252V250H254V248H253V250H252V246H250ZM262 245H264V244H262ZM121 246V245H120ZM137 246V245H136ZM142 246V245H141ZM149 246V245H148ZM221 246H219L220 247V249H221ZM258 246V247H259ZM134 247V246H133ZM133 247H132V249H133ZM182 247L184 248V246L182 245ZM254 247H256V244L254 245ZM257 247V248H258ZM262 247H264V246H262ZM259 248V251L262 249L263 251L262 252H264V248ZM124 248V249H123ZM122 249L124 250V251H126L127 250V254H129L128 253V249H126L125 250V247H123ZM128 248H130V247H128ZM232 248V247H231ZM256 248V249H257ZM96 249V248H95ZM226 249V248H225ZM92 250V249H91ZM91 250H89V253H90V251ZM218 250V249H217ZM216 250V251H217ZM229 250V249H228ZM231 250V249H230ZM19 251V250H18ZM93 251H95L94 250V248H93ZM119 251V250H118ZM132 251V250H131ZM226 251V250H225ZM232 251H234V249H232ZM139 252V251H138ZM151 252V251H150ZM229 253H230V251H228ZM262 252H260V253H262ZM79 253V252H78ZM88 253V252H87ZM96 253V252H95ZM131 253V252H130ZM122 254H123V257L125 256L126 257V253H124V252H122ZM125 254V255H124ZM132 254V253H131ZM135 253H133L132 255L133 256H135L134 255ZM227 254V253H226ZM241 254V253H240ZM254 255L256 254V253H253ZM91 255H93V254H91ZM121 255V254H120ZM148 255V254H147ZM214 255H215V252H214ZM89 256V255H88ZM119 256V255H118ZM229 256V255H228ZM239 256V257H238ZM253 256V255H252ZM15 257V256H14ZM86 257H87V255H86ZM86 257H85V259H86ZM95 257V256H94ZM121 257V256H120ZM137 256H135V258H136ZM219 257H221V252H218V253H216V257H215V260H217ZM243 258V259H241V258ZM93 258V257H92ZM111 258V257H110ZM113 258V257H112ZM111 258V259H112ZM116 258V257H115ZM122 258V257H121ZM155 258V257H154ZM191 258V257H190ZM193 258V259H192ZM191 258V260L194 262L193 264H202L203 263V261L204 260H208V263H210L209 262V257H205V259L202 261V263L200 262V258L201 257H197V256H195V257H192ZM194 258H195V260H194ZM252 258V257H251ZM89 259V258H88ZM106 259V258H105ZM189 259V258H188ZM197 259V260H196ZM213 259V258H212ZM221 258H219L218 260H220ZM253 259V258H252ZM93 259H91V261H92ZM116 260H118L119 261V258L117 257V259ZM135 260V259H134ZM228 260V259H227ZM233 260V259H232ZM86 261L88 262V260L86 259ZM86 261H85V263H86ZM90 261V260H89ZM94 261H96V260H94ZM104 261V260H103ZM107 262H108V264H110L109 262H110V260L108 261V260H106ZM122 261V260H121ZM133 261V260H132ZM189 261H190V259H189ZM211 261V260H210ZM234 261H236V260H234ZM240 261H238V262H240ZM97 262V261H96ZM106 262V263H107ZM124 262H125V260H124ZM127 262V261H126ZM218 262V261H217ZM221 262H222V260H221ZM242 262V261H241ZM240 262V263H241ZM84 263V262H83ZM84 263V264H85ZM92 263V262H91ZM94 263V262H93ZM121 263V262H120ZM153 263H154V261H153ZM205 263H207V261H205ZM207 263V264H208ZM212 263V262H211ZM213 263H215V262H213ZM220 263V262H219ZM232 263V262H231ZM234 263V262H233ZM237 263V262H236ZM105 264V263H104ZM119 264V263H118ZM126 264H128V263H126ZM155 264V263H154ZM204 264V263H203ZM238 264V263H237Z\"/></svg>",
	"mask_w": 264,
	"mask_h": 264
}]
</instances>
